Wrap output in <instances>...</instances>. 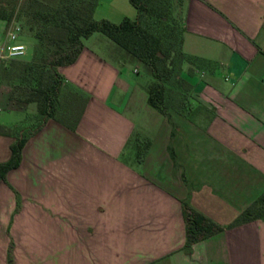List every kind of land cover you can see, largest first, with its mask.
<instances>
[{"label":"crops","instance_id":"crops-1","mask_svg":"<svg viewBox=\"0 0 264 264\" xmlns=\"http://www.w3.org/2000/svg\"><path fill=\"white\" fill-rule=\"evenodd\" d=\"M93 17L136 10L97 0ZM182 17L188 116L150 110L139 66L101 32L59 68L85 106L75 129L48 119L33 132L0 180V264H264V218L227 227L264 195V0H183ZM10 91L0 80V128L31 109ZM13 140L0 133V162ZM183 202L224 228L185 249Z\"/></svg>","mask_w":264,"mask_h":264},{"label":"trees","instance_id":"trees-1","mask_svg":"<svg viewBox=\"0 0 264 264\" xmlns=\"http://www.w3.org/2000/svg\"><path fill=\"white\" fill-rule=\"evenodd\" d=\"M136 17H125L120 23L96 20L93 11L97 0H0V20L9 25L20 22L36 40L33 54L27 62L7 67L0 60V71L10 85V98L35 103L37 124L27 132L16 128H0V133L14 135L11 155L0 162V180H6L9 170L21 161V151L28 137L48 119H54L69 129H75L82 115L86 98L66 90L59 68L73 63L83 49V39L95 32L109 37L133 61L143 63L151 80L147 85V102L166 115L174 109L188 116L199 106L194 102L193 86L183 76L185 62L195 61L182 48L185 26L182 17L183 0H129ZM23 26V25H22ZM186 221L185 249L224 227L183 202ZM264 218V195L256 198L227 227ZM12 243L8 261L12 262Z\"/></svg>","mask_w":264,"mask_h":264},{"label":"rangeland","instance_id":"rangeland-1","mask_svg":"<svg viewBox=\"0 0 264 264\" xmlns=\"http://www.w3.org/2000/svg\"><path fill=\"white\" fill-rule=\"evenodd\" d=\"M22 25L24 28V36L21 39V41H23V43H25V45H26V48L28 51V56L26 59L29 60L33 54L34 49H35L36 40L32 36L31 32L28 30V28L24 25V23H22ZM97 34H100V33H97ZM121 51L123 52V54L125 55V57L128 59V61L131 64H134L135 66L136 65L139 66V72L138 73H132V72L130 73L131 78L133 80H135V82H136L135 91L136 92L142 91L143 86H144V90L147 93L146 87L151 80V76L149 74V69L143 63L136 61V60L135 61L131 60L128 57V55H126V53L123 49H121ZM20 61H24V60L23 59H17V60L12 61V63L17 65V62H20ZM10 63H11V61L6 62L7 67L10 66ZM188 73H190V72L188 71ZM0 80L7 83L6 79L3 78V73H1V71H0ZM29 104H30L29 106L31 109H28L25 114L21 115V122H20L21 124L19 123L20 126L16 128L18 131L20 130L23 133L27 132V131H31L36 126L37 121H38L37 109H36L35 103H29ZM137 105L139 106L138 102H137ZM191 105L193 106L194 102L191 103ZM144 106H147L146 103L144 104ZM148 108H150V110H153V112H155L156 114H158V112H159L154 107H148ZM135 148H136L135 146H132V147L127 146L125 157L128 160H130V159H131V161L133 160L132 158H130V156L135 155V153H134Z\"/></svg>","mask_w":264,"mask_h":264},{"label":"clouds","instance_id":"clouds-1","mask_svg":"<svg viewBox=\"0 0 264 264\" xmlns=\"http://www.w3.org/2000/svg\"><path fill=\"white\" fill-rule=\"evenodd\" d=\"M20 29L17 26L16 32H19ZM9 40L16 39V33L9 32L8 33ZM28 51L24 44L22 43H11L7 46V48L0 47V60H4L5 62L11 61L13 59H23L27 62Z\"/></svg>","mask_w":264,"mask_h":264},{"label":"built area","instance_id":"built-area-1","mask_svg":"<svg viewBox=\"0 0 264 264\" xmlns=\"http://www.w3.org/2000/svg\"><path fill=\"white\" fill-rule=\"evenodd\" d=\"M17 26L20 29L19 32H16ZM9 32L16 33V39L15 40H9L8 39V33ZM23 32H24V28H23V26H22V24L20 22L15 21V20L11 21V23L8 25V28L4 32L3 36L0 38V47L7 48V46L9 44H11V43H22V44L25 45V43H23L22 41H20V36L23 35Z\"/></svg>","mask_w":264,"mask_h":264}]
</instances>
